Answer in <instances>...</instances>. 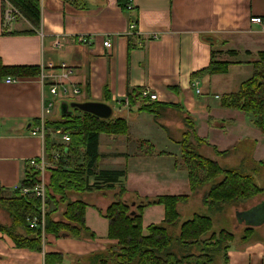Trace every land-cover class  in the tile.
<instances>
[{
	"label": "crops",
	"instance_id": "1",
	"mask_svg": "<svg viewBox=\"0 0 264 264\" xmlns=\"http://www.w3.org/2000/svg\"><path fill=\"white\" fill-rule=\"evenodd\" d=\"M38 1L39 23L33 24L10 1L4 5L0 0L3 65L40 69L35 77L7 76L17 79L14 84H7V77L0 80V187L5 197L12 198L20 187L30 159H45L44 136H31V128L41 119L58 120L59 106L54 105L64 101L104 103L125 120L127 136L99 135L97 170L125 171L127 183H134L135 189L136 184L143 186L142 198L190 195L187 172L174 167L181 156L179 146L167 136L168 141H153L156 133L152 131L158 126L150 115L137 112L144 90L155 94L156 102L180 105L185 116L194 119L199 138L219 153L228 151L219 157L208 148L213 160H225L232 154L236 157L233 167L241 163L252 167L264 161V135L253 125L252 116L219 106L221 96L236 92L251 78V63L257 61L259 52H264V34L251 24L253 17L264 18V0H128L131 9L121 8L119 0ZM10 8L16 14L6 22L5 11ZM130 25H134L131 31ZM78 37H86L89 42L79 43ZM59 40L63 44L55 46ZM106 40L109 47L103 45ZM211 62L230 65L225 74L195 76ZM50 87L57 88V95L50 94ZM130 97L137 101L132 102ZM124 99L128 100L127 107ZM50 103L52 107L46 114ZM62 134L51 133L54 145H65ZM144 139L155 142L159 152L170 156H140L137 140ZM237 146L244 151L235 152ZM153 162L160 163L156 176L161 180L152 189L146 187L156 179L146 165ZM93 195L97 194L86 196L89 206L85 210V225L96 235L93 241L47 237L41 252H34L17 248L0 231V264H45L46 255L54 254L63 257L59 264H80L115 246L117 242L107 238V220L91 202ZM252 203L237 213L264 204L262 201L250 207ZM142 214L146 235L144 225L147 228L162 222L164 208L146 207ZM9 222L0 207V224ZM227 260L228 264H264V241L230 244Z\"/></svg>",
	"mask_w": 264,
	"mask_h": 264
},
{
	"label": "trees",
	"instance_id": "2",
	"mask_svg": "<svg viewBox=\"0 0 264 264\" xmlns=\"http://www.w3.org/2000/svg\"><path fill=\"white\" fill-rule=\"evenodd\" d=\"M9 1L33 24L39 23L38 0ZM119 2L124 9L126 3ZM214 45V42L210 43L211 47ZM251 64V78L243 82L236 92L221 96L219 106L252 116L253 125L264 135V52H259L257 61ZM229 65L226 62H211L195 76L225 74ZM39 72L40 69L35 66H4L0 59V80L7 76L18 79L35 77ZM131 101L137 100L131 98ZM137 112L150 115L167 138L180 147L181 156L174 167L187 172L190 195L141 198V194L136 193L140 203L131 210L124 201L129 188L126 186V172L97 170L99 135L127 136L125 120L120 117L102 120L75 109L70 115H60L56 121H43L45 202L42 204L32 193L20 192V188H32L39 181L40 172L28 165L12 198L5 197L0 187V207L10 219L9 224H0V231L7 234L17 248L34 252H41L43 240L47 237L93 241L96 235L85 225V210L89 206L86 196L112 191L114 194L105 208L94 206L108 222L107 238L117 242L104 253L94 255L98 264H214L217 258L222 264H228L227 250L234 243L235 236L224 230L215 232L211 218L206 215L195 214L180 222L179 206L187 204L196 195L201 196L202 204L209 210H222L227 205L252 201L264 193V189L254 181V175L264 168V161L254 163L252 167L241 163L238 167L222 168L216 160L206 156L204 149L210 148L219 157H224L228 151L219 153L199 138L194 119L187 114L185 116L180 105L141 103ZM170 113L181 116L180 122L176 120L182 125L181 129L174 131L165 124L174 119ZM38 123L40 121L34 125ZM57 131L68 135L66 145L52 143L50 135ZM178 133L181 137L177 139ZM136 150L144 157L170 156L157 151L155 145L147 140H137ZM55 152L58 158L54 160L52 155ZM50 204L54 207L52 210L49 209ZM157 205L163 206L164 219L149 225L146 235H143V210ZM42 206L43 234L39 227ZM34 219L38 221L37 227L31 226ZM251 232L252 229H246L242 241ZM195 249L199 251L195 252ZM62 261L63 257L56 254L45 257V264Z\"/></svg>",
	"mask_w": 264,
	"mask_h": 264
},
{
	"label": "rangeland",
	"instance_id": "3",
	"mask_svg": "<svg viewBox=\"0 0 264 264\" xmlns=\"http://www.w3.org/2000/svg\"><path fill=\"white\" fill-rule=\"evenodd\" d=\"M142 103L148 104L145 102H142ZM54 106L57 107V106H59V104L56 103ZM115 111H116V109H115ZM170 115L172 117H174V119L172 118V120L170 122H166L165 124L167 125V123H171L170 127L174 131H175V129H178V127L182 128V125L179 123L181 116L174 114V113L173 114L170 113ZM118 117H119V115H117V113L114 112L112 119H115ZM176 120H178L179 122H177ZM148 123L152 127V124H150V122H148ZM133 130H135L134 127H132V131ZM152 132L156 133V134H154L153 141H168L167 138H165L166 135H164V132H162L158 127L153 128ZM157 136H158V139H156ZM180 137H181V134L178 133L176 138L178 139ZM152 143H153V145L155 144V142H152ZM167 146H170V144H167ZM177 148H174V150L177 151L178 150ZM156 150H157V148H156ZM231 150L233 151V149H231ZM238 151H244V150L242 149V147L237 146V150H235V152H238ZM204 152H205L206 156L207 155L208 156L213 155V154H211L209 149H204ZM55 154L58 155V153H55ZM55 159L56 158H54V160ZM235 160H236V157H232V154H231V156L226 158L225 160H224V158L223 159H216V162L222 168H232L233 166H236ZM154 163L155 162L148 163L146 166L148 167L149 172L152 171L151 174L156 179V181H155L156 183L151 181V182H149V185L146 188H152V189L157 188L158 187L157 182H158V180H161L160 177L156 176L157 174H159L157 169L160 167V165H159L160 163H155V164ZM45 181H46V179H45ZM147 181L148 180L146 179V182ZM254 181H255L257 186L262 187L264 189V168H260V170L254 175ZM90 184H92V180L90 181ZM133 185H134V183H131V184L127 183L126 184V186L129 188H128V194H126L124 196V201L127 202V204L130 206L131 210H134L135 207L137 205H139V203H140V199L133 201L134 198H137L135 190H138L139 192L140 191L143 192V190H142L143 186L142 185L136 184V189H135V187H132ZM208 187L209 186H207V188ZM133 191L135 193H133ZM142 192H140V194ZM113 194L114 193L112 191H103V192L97 193V195L91 196V202L96 204L98 208H105L106 204L108 202H110V199L112 198ZM139 197H141V196H139ZM257 198H256V201L254 198L252 201H250L246 204L227 205V206L223 207L222 210H209L207 207H205L202 204V200H201L200 195H199V197H195V198L192 197L187 204L179 206V212L181 214L180 222H183V221L190 219L195 214L206 215V216H209L211 218V220L213 222V230L215 232H219L221 230H224V231H227L229 233H232L235 236L234 244H239L242 242V238L244 237V233H245L246 229H252V232L249 233L246 236V238L243 239V241H245V240H248V241L249 240H251V241L262 240V241H264V205L260 203L259 205L252 207V206L258 204L259 202H262V201L264 202V193L262 195L258 196ZM141 203H143V202H141ZM249 203H252L249 205L252 208L243 210L241 212L242 218H241V220H238L236 217V213L238 211L242 210V208H244L245 205H247ZM50 207H51V209L54 208L52 204H50ZM142 220H143V218H142ZM144 224H145V222H144ZM146 226L147 225L145 224L144 225L145 229H146ZM97 228L99 229L100 227L97 226ZM114 250H116V248ZM194 251L198 252L199 249H195ZM107 256H108V254H107ZM80 264H98V261H97V259H95L94 255H92L91 257L85 259L84 261H81ZM214 264H222V261H220L217 258V260Z\"/></svg>",
	"mask_w": 264,
	"mask_h": 264
},
{
	"label": "built area",
	"instance_id": "4",
	"mask_svg": "<svg viewBox=\"0 0 264 264\" xmlns=\"http://www.w3.org/2000/svg\"><path fill=\"white\" fill-rule=\"evenodd\" d=\"M3 2L4 5H8V2L9 0H1ZM126 4H125V7H127L128 9H131V3L126 0ZM13 8H10V9H7L5 11V21L6 22H10L11 20L14 19L15 17V14L16 13H13ZM251 24L258 27L260 32L264 34V18L262 17H253L251 19ZM134 29V25H130L129 27V30H133ZM155 38V36H154ZM77 41L79 43H82V44H86L89 42L88 38L86 37H78L77 38ZM63 44V41L59 40V41H55L54 42V45L55 46H58V45H61ZM103 45L105 47H109V41L106 40L104 41ZM65 77V75H63ZM44 77H41V80H43ZM5 82L7 84H14L17 82V79H14V78H10V77H7ZM63 91H67L66 88H62ZM75 94L78 93V91H73ZM196 93H200L199 90H196ZM50 94L55 96L57 95V88L56 87H50ZM140 100H142V102H145V103H152V102H156L157 101V96L153 93H151L149 90H144L141 94H140ZM123 105L125 107L128 106V100L127 99H124L123 100ZM117 104H121L120 101H117ZM52 107V104L50 103L48 105V108L45 110V113H49L50 109ZM43 117V115H42ZM43 119H41L40 123L38 125H35L34 127L31 128V136H38V137H43L44 136V123H43ZM56 133H61L60 131H57ZM61 139L62 141L67 144L69 142V137L67 134H62L61 135ZM57 153V152H55ZM53 153V158H58V155ZM46 164V161L44 158H40V159H30L28 161V165L32 168H34L36 171L40 172V176H39V181L36 182L35 185H33L32 188H20V192L22 194H29V193H32L34 194L37 198H39L42 202V204L45 202V175H44V166ZM43 216H44V209H43V206H42V212H41V220L39 221V227L41 228V231H42V234H43V228H44V219H43ZM37 224H38V221L36 219H34L32 222H31V226L32 227H37Z\"/></svg>",
	"mask_w": 264,
	"mask_h": 264
},
{
	"label": "water",
	"instance_id": "5",
	"mask_svg": "<svg viewBox=\"0 0 264 264\" xmlns=\"http://www.w3.org/2000/svg\"><path fill=\"white\" fill-rule=\"evenodd\" d=\"M78 110L82 113H87L92 116H95L102 120H109L112 117L113 110L110 106L99 103V102H61L59 105V113L60 115H70L73 110ZM31 125H28L30 127ZM238 220H241L242 213H237Z\"/></svg>",
	"mask_w": 264,
	"mask_h": 264
}]
</instances>
